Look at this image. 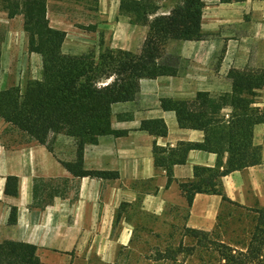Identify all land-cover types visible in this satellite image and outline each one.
Segmentation results:
<instances>
[{
    "label": "crops",
    "instance_id": "1",
    "mask_svg": "<svg viewBox=\"0 0 264 264\" xmlns=\"http://www.w3.org/2000/svg\"><path fill=\"white\" fill-rule=\"evenodd\" d=\"M202 1V37L168 39L158 58L175 67L176 75L141 78L133 100L111 106V128L124 133L101 135L84 145V169L116 172L117 177L73 176L60 162L75 159L73 138L51 134L42 145L23 139L0 117V242L34 245L39 264H116L132 240L137 214L165 219L168 207L185 206L188 229L211 231L222 217L231 216L232 207L256 215L264 206L262 123L254 125L252 136L262 146V162L220 179L223 194L237 205L218 193H196L188 206L181 193L179 183L194 179V166H215L214 152L189 150L184 163L173 165L169 184L165 170L154 165V144L175 148L204 137L202 130L179 127L174 111L161 107L162 98L191 100L199 91L230 92V69L264 67V0ZM98 11L104 16L102 27H110V48L139 52L147 26L129 22L119 11V0H98ZM260 91L254 105L262 107ZM158 118L165 122V136L140 129L142 120ZM7 176L17 177L16 194L5 192Z\"/></svg>",
    "mask_w": 264,
    "mask_h": 264
},
{
    "label": "trees",
    "instance_id": "2",
    "mask_svg": "<svg viewBox=\"0 0 264 264\" xmlns=\"http://www.w3.org/2000/svg\"><path fill=\"white\" fill-rule=\"evenodd\" d=\"M97 7V0H92ZM159 0H119L120 13L133 22L147 26L139 52L106 47L97 55L64 54L61 45L64 30L52 27L47 17V0H0L8 18L22 15L27 49L41 57V77L0 89V117L23 139L46 145L51 134L75 140V159L61 164L76 177L115 178L116 172L83 168L84 145L105 134L120 135L110 125L111 106L131 101L141 78L174 76L175 67L161 64L158 58L168 39L198 40L201 34L202 0H181L168 13L159 12ZM231 1V0H221ZM241 1V0H237ZM92 28V26L90 27ZM231 91L210 94L199 91L191 100H160L161 107L172 110L179 127L202 130L201 142H180L175 148L153 145L154 165L165 170L167 184L172 167L186 161L191 149L217 154L214 167L194 166V179L179 183L187 205L196 193L222 192L220 179L228 173L262 162V146L252 141L253 127L264 125V111L254 105L256 91L264 88V67L230 69ZM225 110H228L226 112ZM140 129L165 136L163 119H146ZM226 153L225 162L222 157ZM222 166V169H220ZM17 177L7 176L5 192L16 194ZM255 224L245 247L234 249L221 244L218 260L222 264H264V206L255 210ZM14 212L8 221L14 222ZM195 236L206 231L188 229ZM0 264H39L36 247L24 242H0Z\"/></svg>",
    "mask_w": 264,
    "mask_h": 264
},
{
    "label": "rangeland",
    "instance_id": "3",
    "mask_svg": "<svg viewBox=\"0 0 264 264\" xmlns=\"http://www.w3.org/2000/svg\"><path fill=\"white\" fill-rule=\"evenodd\" d=\"M180 1L159 0L158 4L165 8ZM47 17L52 27L66 32L61 45L64 54L97 55L110 48L111 31L109 25L102 27L98 0L96 8L92 0H47ZM22 22V15L8 18L0 3V89L13 85L23 89L28 81L41 77V57L28 51ZM258 94L257 103L264 104V88ZM257 107L264 111V105ZM230 212L216 228L197 236L184 224L185 206L168 207L165 219L137 214L132 240L120 250L116 264H222L217 258L221 244L245 247L256 222L255 215L242 209L232 207Z\"/></svg>",
    "mask_w": 264,
    "mask_h": 264
}]
</instances>
